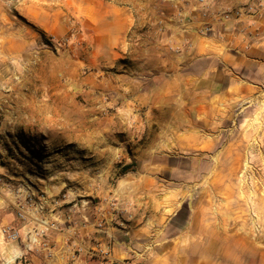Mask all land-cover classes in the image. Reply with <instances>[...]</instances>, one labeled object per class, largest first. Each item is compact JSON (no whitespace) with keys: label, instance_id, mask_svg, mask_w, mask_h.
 <instances>
[{"label":"rangeland","instance_id":"obj_1","mask_svg":"<svg viewBox=\"0 0 264 264\" xmlns=\"http://www.w3.org/2000/svg\"><path fill=\"white\" fill-rule=\"evenodd\" d=\"M108 1L143 13L149 0ZM77 3L0 0V174L8 186L0 193V264L31 263L28 253L18 263L20 248L47 239L56 202L108 204L123 190L147 192L152 210L174 224L189 219L188 206L216 221L225 235L218 264H264V81L226 85L229 100L212 102L208 124L198 115L195 132L167 128L172 117L146 125L118 116L109 92L116 72L90 61L86 34L68 12ZM102 79L108 95L99 94ZM19 203L29 206L31 229L10 242L2 228Z\"/></svg>","mask_w":264,"mask_h":264},{"label":"crops","instance_id":"obj_2","mask_svg":"<svg viewBox=\"0 0 264 264\" xmlns=\"http://www.w3.org/2000/svg\"><path fill=\"white\" fill-rule=\"evenodd\" d=\"M203 1L210 4L211 15H203L200 0H149L143 13L108 0H80L70 6L68 12L86 34L87 52L95 56L90 61L116 72L109 90L116 115L146 125L154 117H172L176 121L167 128L175 124L177 132H195L201 125L198 115L208 124L215 114L212 102L229 100L226 85L263 83L264 15L223 22L222 12L249 0ZM36 23L49 27L39 19ZM205 26L218 34L202 35L199 30ZM80 83L85 86L87 78ZM190 83L194 87L187 89ZM247 84L242 87L248 92L254 85ZM104 86L102 79L97 84L100 95L109 94ZM145 195L120 191L117 209L105 200L83 205L75 197L60 200L48 214L52 223L58 222L43 232L47 239L36 244V251L21 247L20 253L31 256L30 264H218L217 245L224 231L216 221L199 218L188 206L189 219L174 224L168 214L154 212ZM6 219L19 223L13 215ZM39 227L36 222V235ZM26 229L31 224L24 225V238Z\"/></svg>","mask_w":264,"mask_h":264},{"label":"built area","instance_id":"obj_3","mask_svg":"<svg viewBox=\"0 0 264 264\" xmlns=\"http://www.w3.org/2000/svg\"><path fill=\"white\" fill-rule=\"evenodd\" d=\"M203 4L202 7V13L204 16L211 15L210 11V4L208 2H204L203 0H200ZM264 15V0H249L245 5L240 6L238 8L226 10L220 14V20L223 22H229L232 20V18L240 19L241 17L245 18H251L255 19L258 16ZM254 24L248 25L244 29V33H247L249 29L253 27ZM199 32L202 35H210V34H218L216 31L211 28V26H205L199 30ZM8 188L7 186V180L2 174H0V193L2 190H6ZM30 199L27 200L26 204L29 205V203L32 201L31 195L28 196ZM23 203H19L16 207V218L18 219L19 223H12L9 225H5L2 228V234L10 241V242H18L22 239V229L24 228V225L26 224V221L28 219V212L27 209L29 206H27ZM109 207L117 209V205L115 201H110L108 203ZM31 206V204H30ZM54 226V225H53ZM43 233V232H42ZM41 243L39 242V238L36 237L32 240H29V243L27 245V249L31 250L36 246V244ZM24 254H21L17 259L19 260L18 263L21 262V260L24 258ZM16 259V260H17ZM115 264H132L130 260H123L120 262H114ZM113 263V264H114Z\"/></svg>","mask_w":264,"mask_h":264},{"label":"bare ground","instance_id":"obj_4","mask_svg":"<svg viewBox=\"0 0 264 264\" xmlns=\"http://www.w3.org/2000/svg\"><path fill=\"white\" fill-rule=\"evenodd\" d=\"M36 21V20H35ZM40 224V223H39ZM48 223H46V222H44V221H42V223H41V225H47ZM48 228V226L46 227V229Z\"/></svg>","mask_w":264,"mask_h":264}]
</instances>
